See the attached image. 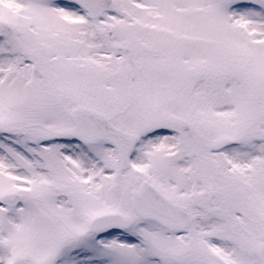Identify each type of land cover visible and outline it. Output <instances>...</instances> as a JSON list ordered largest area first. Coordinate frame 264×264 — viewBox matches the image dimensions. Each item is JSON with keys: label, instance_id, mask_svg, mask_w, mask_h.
I'll use <instances>...</instances> for the list:
<instances>
[{"label": "snow or ice", "instance_id": "obj_1", "mask_svg": "<svg viewBox=\"0 0 264 264\" xmlns=\"http://www.w3.org/2000/svg\"><path fill=\"white\" fill-rule=\"evenodd\" d=\"M0 264H264V0H0Z\"/></svg>", "mask_w": 264, "mask_h": 264}]
</instances>
